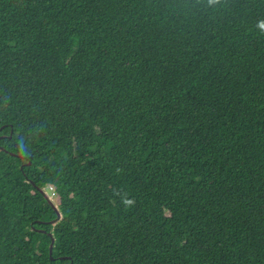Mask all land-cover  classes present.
Instances as JSON below:
<instances>
[{
	"label": "trees",
	"instance_id": "obj_1",
	"mask_svg": "<svg viewBox=\"0 0 264 264\" xmlns=\"http://www.w3.org/2000/svg\"><path fill=\"white\" fill-rule=\"evenodd\" d=\"M261 25L264 0H0V264H264Z\"/></svg>",
	"mask_w": 264,
	"mask_h": 264
},
{
	"label": "water",
	"instance_id": "obj_2",
	"mask_svg": "<svg viewBox=\"0 0 264 264\" xmlns=\"http://www.w3.org/2000/svg\"><path fill=\"white\" fill-rule=\"evenodd\" d=\"M1 138H3V137H1ZM17 157H19V156H17ZM22 159L27 161V166H30L31 163H32V161H33V157H31V156L30 157H22ZM21 169H23V166L21 167ZM30 183L32 184V186L35 189H37L40 192V194L45 198V200L49 203V205L53 208L54 212L56 213V216L57 217L53 221H51L50 223H48V224H50V225H56L57 223H59L62 220V213L59 210V208L57 207V205H55V203L53 202L52 198L35 181H30ZM35 231L36 232H39V233H44V234L47 233L45 230H37V229H35ZM47 234L51 238V244H50V247H49V251H50V257L52 259L55 239H54V235L52 233H47ZM67 258L68 257H61V258H59V260L62 261V260H65Z\"/></svg>",
	"mask_w": 264,
	"mask_h": 264
},
{
	"label": "rangeland",
	"instance_id": "obj_3",
	"mask_svg": "<svg viewBox=\"0 0 264 264\" xmlns=\"http://www.w3.org/2000/svg\"><path fill=\"white\" fill-rule=\"evenodd\" d=\"M43 189H44V190L48 193V195L52 198V200H53V202L55 203V205L58 206L57 198L53 195L52 191H50L48 187H44Z\"/></svg>",
	"mask_w": 264,
	"mask_h": 264
},
{
	"label": "clouds",
	"instance_id": "obj_4",
	"mask_svg": "<svg viewBox=\"0 0 264 264\" xmlns=\"http://www.w3.org/2000/svg\"><path fill=\"white\" fill-rule=\"evenodd\" d=\"M219 0H210V3H218ZM262 28H264V25H261Z\"/></svg>",
	"mask_w": 264,
	"mask_h": 264
}]
</instances>
